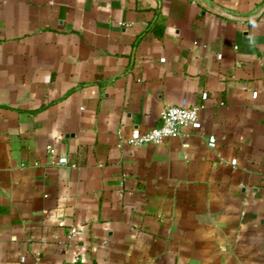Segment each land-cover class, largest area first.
<instances>
[{"label":"crops","instance_id":"obj_1","mask_svg":"<svg viewBox=\"0 0 264 264\" xmlns=\"http://www.w3.org/2000/svg\"><path fill=\"white\" fill-rule=\"evenodd\" d=\"M0 264H264V0H0Z\"/></svg>","mask_w":264,"mask_h":264},{"label":"built area","instance_id":"obj_2","mask_svg":"<svg viewBox=\"0 0 264 264\" xmlns=\"http://www.w3.org/2000/svg\"><path fill=\"white\" fill-rule=\"evenodd\" d=\"M200 110L199 107L188 106L184 102L177 106L166 107L161 115V127L133 137L130 144L136 146L159 145L165 139L176 137L181 127L198 123ZM210 142L211 145L215 143L213 140ZM50 153L53 151L50 150ZM65 163L66 159H58V164L64 165ZM74 232V230L71 231V233Z\"/></svg>","mask_w":264,"mask_h":264}]
</instances>
